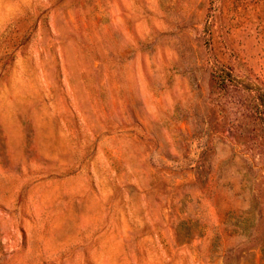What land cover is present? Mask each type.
<instances>
[{
	"label": "rangeland",
	"instance_id": "374dc122",
	"mask_svg": "<svg viewBox=\"0 0 264 264\" xmlns=\"http://www.w3.org/2000/svg\"><path fill=\"white\" fill-rule=\"evenodd\" d=\"M0 264H264V0H0Z\"/></svg>",
	"mask_w": 264,
	"mask_h": 264
}]
</instances>
